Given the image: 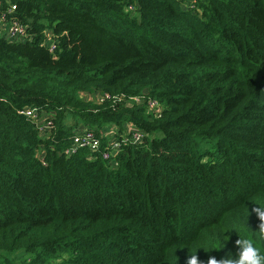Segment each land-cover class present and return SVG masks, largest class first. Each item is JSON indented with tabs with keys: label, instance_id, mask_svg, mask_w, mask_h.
Segmentation results:
<instances>
[{
	"label": "trees",
	"instance_id": "16d2710c",
	"mask_svg": "<svg viewBox=\"0 0 264 264\" xmlns=\"http://www.w3.org/2000/svg\"><path fill=\"white\" fill-rule=\"evenodd\" d=\"M1 14L29 36L0 34V264L234 254L219 226L249 208L256 230L264 194V0H0ZM79 128L98 150L64 152Z\"/></svg>",
	"mask_w": 264,
	"mask_h": 264
},
{
	"label": "clouds",
	"instance_id": "9594fccd",
	"mask_svg": "<svg viewBox=\"0 0 264 264\" xmlns=\"http://www.w3.org/2000/svg\"><path fill=\"white\" fill-rule=\"evenodd\" d=\"M253 200L255 207L252 208V212L259 220L256 230L248 226L249 208L241 209V219L238 222H221L219 226L221 233L231 234L234 230L238 235V239L235 240L236 251L234 254L232 252L230 255L225 254L219 260L210 256L206 264H264V194H257ZM244 218H246V223ZM210 246L219 249L224 248L225 245L219 239L213 238ZM196 252L190 255L187 264H204L198 261ZM171 260L172 264H176L175 256L171 257Z\"/></svg>",
	"mask_w": 264,
	"mask_h": 264
},
{
	"label": "built area",
	"instance_id": "2783aa9c",
	"mask_svg": "<svg viewBox=\"0 0 264 264\" xmlns=\"http://www.w3.org/2000/svg\"><path fill=\"white\" fill-rule=\"evenodd\" d=\"M15 9V6L11 5L8 7L6 13H11ZM47 34L49 32H46ZM0 34H3L5 37H7L10 40H26L28 38L27 28L24 24H22L20 21H16L14 19H7L6 15L1 14L0 15ZM47 45L49 46V49L52 50L54 47L53 42H48ZM155 105L154 102L150 103V106L153 107ZM23 112V111H20ZM25 112L34 120V121H40L41 124H43L42 128L47 129L49 127V122L42 121V116H37L36 109L29 108L28 110H25ZM41 119V120H39ZM41 128V129H42ZM139 133H133L132 139L134 141H139L140 139ZM73 146L66 149L64 152L69 153L73 152L76 147H83L88 148L90 151H96L100 147V141L94 137L93 133H90L89 131H85L83 128H79L78 132H76V135H74L73 138ZM110 143L112 146L118 147V143L115 140L110 139ZM101 156L105 159L108 157V152L103 151L101 153Z\"/></svg>",
	"mask_w": 264,
	"mask_h": 264
},
{
	"label": "rangeland",
	"instance_id": "374dc122",
	"mask_svg": "<svg viewBox=\"0 0 264 264\" xmlns=\"http://www.w3.org/2000/svg\"><path fill=\"white\" fill-rule=\"evenodd\" d=\"M39 120H41V119H39ZM67 121L71 124V119L70 118H67ZM80 127H82V126H80ZM112 127H113V124L106 125L100 131H101L102 134L106 135L108 139H110V138H112L111 137V132H110V130L112 129Z\"/></svg>",
	"mask_w": 264,
	"mask_h": 264
}]
</instances>
